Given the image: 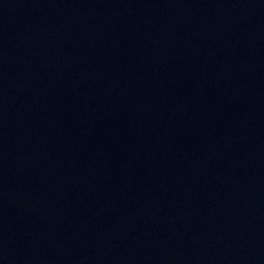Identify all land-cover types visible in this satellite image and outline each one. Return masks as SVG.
Listing matches in <instances>:
<instances>
[{"label":"water","instance_id":"1","mask_svg":"<svg viewBox=\"0 0 264 264\" xmlns=\"http://www.w3.org/2000/svg\"><path fill=\"white\" fill-rule=\"evenodd\" d=\"M0 264H264V0H0Z\"/></svg>","mask_w":264,"mask_h":264}]
</instances>
